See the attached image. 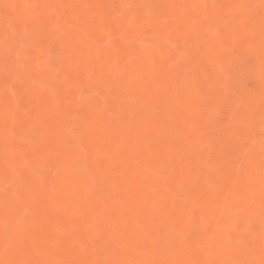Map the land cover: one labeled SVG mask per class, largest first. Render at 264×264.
Wrapping results in <instances>:
<instances>
[{
	"label": "rangeland",
	"instance_id": "obj_1",
	"mask_svg": "<svg viewBox=\"0 0 264 264\" xmlns=\"http://www.w3.org/2000/svg\"><path fill=\"white\" fill-rule=\"evenodd\" d=\"M262 262L261 0H0V264Z\"/></svg>",
	"mask_w": 264,
	"mask_h": 264
},
{
	"label": "bare ground",
	"instance_id": "obj_2",
	"mask_svg": "<svg viewBox=\"0 0 264 264\" xmlns=\"http://www.w3.org/2000/svg\"><path fill=\"white\" fill-rule=\"evenodd\" d=\"M227 44V43H226ZM104 45V44H103ZM258 55V54H257ZM185 94V93H184ZM131 116V115H130ZM166 147V146H165ZM9 152V151H8ZM262 152V151H261ZM86 153V152H85ZM65 173V172H64ZM41 208V207H40ZM23 218V217H22ZM125 227V226H124ZM146 234V233H145ZM95 237V236H94ZM71 238V237H70ZM87 242V241H86ZM88 243V242H87ZM184 250V249H183ZM205 250V249H204ZM91 251V250H90ZM129 251V250H128ZM197 251V250H196ZM139 255V254H138ZM206 257V256H205ZM130 260V259H129ZM114 261V260H113ZM121 261V260H120ZM117 263V262H116ZM100 264V263H99Z\"/></svg>",
	"mask_w": 264,
	"mask_h": 264
},
{
	"label": "snow or ice",
	"instance_id": "obj_3",
	"mask_svg": "<svg viewBox=\"0 0 264 264\" xmlns=\"http://www.w3.org/2000/svg\"><path fill=\"white\" fill-rule=\"evenodd\" d=\"M261 5L264 6V0H261ZM264 264V262H262Z\"/></svg>",
	"mask_w": 264,
	"mask_h": 264
}]
</instances>
